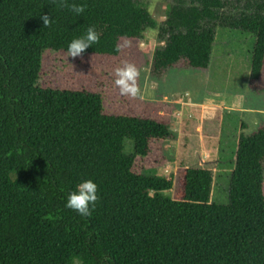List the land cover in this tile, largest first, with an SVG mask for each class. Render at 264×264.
I'll return each instance as SVG.
<instances>
[{"label": "trees", "instance_id": "1", "mask_svg": "<svg viewBox=\"0 0 264 264\" xmlns=\"http://www.w3.org/2000/svg\"><path fill=\"white\" fill-rule=\"evenodd\" d=\"M232 1L173 0L159 23L140 0H67L82 15L60 0H0V264H264V122L238 137L228 203L210 200L213 175L201 167L182 171L172 198L173 174L136 167L155 140L174 137L168 121L107 113L100 91L38 85L43 53L67 52L90 26L100 39L83 54L107 56L158 29L154 77L178 63L207 71L222 27L254 35L256 87L264 0ZM89 179L99 200L81 216L65 205Z\"/></svg>", "mask_w": 264, "mask_h": 264}, {"label": "rangeland", "instance_id": "2", "mask_svg": "<svg viewBox=\"0 0 264 264\" xmlns=\"http://www.w3.org/2000/svg\"><path fill=\"white\" fill-rule=\"evenodd\" d=\"M140 1L161 23L173 0ZM128 40L131 46L117 56L82 54L73 58L65 51L47 50L38 85L100 91L107 113L168 121L174 137L155 140L149 155L136 160V167L151 174H173L172 188L164 191L172 198L178 197L183 170L209 169L213 175L210 200L228 203L238 137L253 133L264 122V71L257 86H250L254 35L217 27L207 71L178 63L159 77L151 74L153 54L165 44L158 29L145 31L141 39ZM125 61L141 70V93L135 98L120 95L114 84V70ZM125 142L126 152L131 153L132 142ZM80 263L75 259L74 264Z\"/></svg>", "mask_w": 264, "mask_h": 264}, {"label": "clouds", "instance_id": "3", "mask_svg": "<svg viewBox=\"0 0 264 264\" xmlns=\"http://www.w3.org/2000/svg\"><path fill=\"white\" fill-rule=\"evenodd\" d=\"M60 6L68 8L76 15H82L85 11V5L71 3L67 0H60ZM44 28L50 27L52 20L48 15H42ZM100 33L95 29V26H90L84 36L73 39L67 49V55L73 58L82 56L85 50L94 44L99 43ZM132 42L124 39L115 45L116 52H122L125 48L130 47ZM141 70L134 64L128 61L123 62L122 66H118L114 70V84L118 87L120 95L126 97H137L141 93L138 79ZM99 200L98 185L91 179L81 182L75 191L67 198L66 207L78 212L81 216H91ZM91 206V207H90Z\"/></svg>", "mask_w": 264, "mask_h": 264}]
</instances>
